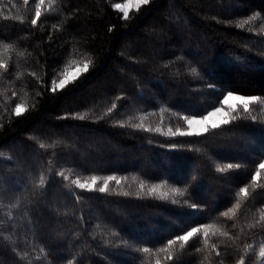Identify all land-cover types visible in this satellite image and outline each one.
Instances as JSON below:
<instances>
[{"label":"trees","instance_id":"obj_1","mask_svg":"<svg viewBox=\"0 0 264 264\" xmlns=\"http://www.w3.org/2000/svg\"><path fill=\"white\" fill-rule=\"evenodd\" d=\"M121 1L44 0L33 26L39 0H0V264H253L264 243V180H252L264 161V0H150L127 19ZM229 91L258 100L228 125L169 134ZM92 176L94 190L72 183ZM107 176L120 183L101 193ZM192 227L183 249L168 246Z\"/></svg>","mask_w":264,"mask_h":264},{"label":"snow or ice","instance_id":"obj_2","mask_svg":"<svg viewBox=\"0 0 264 264\" xmlns=\"http://www.w3.org/2000/svg\"><path fill=\"white\" fill-rule=\"evenodd\" d=\"M24 4L27 5L29 4L30 0H23ZM150 0H136V8L139 10L141 5H147L149 4ZM44 3V0H39V3L36 6V11H35V18L31 19V24L33 26L37 25L38 20L41 17V5ZM117 8L120 9V11L123 12L124 18L127 19L129 17V7L128 5H116ZM0 67H4V65L0 64ZM89 70V63L85 62L83 65V68H77L76 72L67 75L65 74V78L61 79L58 84L55 85L53 91L56 89L63 90L70 82H73L77 80L82 73H86ZM196 69H192V72L195 73ZM258 100V97L256 96H244V95H234L231 91L227 93L226 96H224L223 100L220 101L221 104H226L229 111H224L221 107H215L214 110L207 112L206 115L200 116L197 118L196 115H191V116H184L183 119L187 124L188 130L187 131H181L179 128L176 129L175 132H171V135H179V136H192V135H200L202 133H207L209 129H217L221 127L222 125H228L230 124L231 121H235L237 119L236 116L232 115L233 112L237 110L238 105L237 104H230L228 103L229 101H238L240 104H242L244 112L248 113L249 112V105L255 104ZM115 107V105L113 106ZM26 111V109H23L20 105H16L15 108V115L20 116L23 114V112ZM83 119V117H80ZM253 119H255L253 117ZM41 147H44V145H41ZM228 169H231L233 167H239V165H232L228 164L226 166ZM264 170V162L259 163L256 173L253 175L252 180L253 182L257 181L260 175V171ZM218 171H225L224 168H219ZM61 175H63L61 173ZM64 179L67 180L68 177L64 176ZM99 180V177L97 176H92L91 177V183H81L79 180H73L72 183L75 184L77 188L80 189H87L89 191L94 190L97 182ZM115 180L117 184L120 183L119 180H117L116 177L114 176H107L103 179V186L99 187V191L101 193H104L108 189V185L110 181ZM43 183V180L41 181ZM174 192L177 190H173ZM240 194L247 196V189L245 187H241L239 189ZM127 195V193H125ZM193 207H196L193 205ZM238 207V206H237ZM229 211H232L230 209ZM222 215L227 216L228 212L222 213ZM264 220V217L261 218ZM201 231V228L199 227H192L189 231H186L183 235H178L174 239L168 240V246H172L176 244L177 242H182L181 243V248L183 249L186 245H188L189 241L196 237L197 234ZM205 237H207L208 233L205 230L204 232ZM224 235H227V233H224ZM205 243L207 241L205 240ZM161 251H166L167 249H160ZM144 252H148V248L143 249ZM217 255H220L219 252L216 253ZM259 256L262 260H264V244L261 245L259 249ZM169 260L173 259L172 255L169 254L168 257ZM159 264V262H157ZM240 264H245L244 260L240 261Z\"/></svg>","mask_w":264,"mask_h":264},{"label":"rangeland","instance_id":"obj_3","mask_svg":"<svg viewBox=\"0 0 264 264\" xmlns=\"http://www.w3.org/2000/svg\"><path fill=\"white\" fill-rule=\"evenodd\" d=\"M128 5V7H129V11L131 10V9H133V8H136V0H123V1H121V2H117V3H115L114 4V6L116 7V5H121V6H123V5ZM117 8V7H116ZM117 9H119V8H117ZM120 10V9H119ZM122 12V11H121ZM123 13V12H122ZM77 68H83V65H76V66H73V67H69L68 69H66L65 71H64V73L62 74V76L60 77V79L54 84V86L56 85V84H58L59 83V81L61 80V79H64L65 78V74H67V75H71V74H73V73H75L76 72V69ZM234 95H240V94H236V93H233ZM227 95V93L224 95V96H226ZM224 96H223V98H224ZM223 98H222V100H223ZM228 103H230V104H237L238 105V107L237 108H239V107H243L242 106V104H240V102H238V101H229ZM219 107H221L224 111H229V109H228V107H227V105L226 104H223L222 106H219ZM262 108H263V110H264V103H262ZM212 110H214V109H212ZM212 110H210V111H212ZM197 118H199V117H197ZM188 130V127L186 126V129L184 130V131H187ZM170 131V130H169ZM181 131H183V130H181ZM264 162V161H263ZM264 180V170H261L260 171V175H259V178H258V180L256 181L257 182V184H260V182H262ZM81 183H91V182H86V181H83V182H81ZM256 183H252V182H250V183H246L243 187H245L246 189H247V193H249L251 190H253L256 186ZM255 186V187H254ZM240 193V192H239ZM242 195V194H241ZM242 196H244V195H242ZM263 212H264V206H263ZM262 244H264V243H260V245L258 246V248H257V252H256V259H255V261L253 262V264H264V260H262L261 258H260V256H259V249H260V247H261V245Z\"/></svg>","mask_w":264,"mask_h":264}]
</instances>
